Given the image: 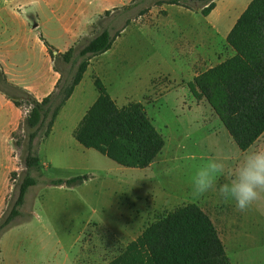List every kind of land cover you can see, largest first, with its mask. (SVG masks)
Segmentation results:
<instances>
[{
	"label": "rangeland",
	"instance_id": "1",
	"mask_svg": "<svg viewBox=\"0 0 264 264\" xmlns=\"http://www.w3.org/2000/svg\"><path fill=\"white\" fill-rule=\"evenodd\" d=\"M135 1L136 10L148 6L153 11L148 16L152 21L130 23L136 13L114 8L108 16L95 17L73 45L77 55L103 29L112 35L120 33L112 52L94 57L92 68L62 108L52 137H38L41 143L35 153L42 165L32 172L38 183L29 188L21 216L0 236V264H109L160 216L192 203L212 219L232 264H264V197L242 213L233 202L223 201L217 191L200 198L191 195L189 176L195 166L211 158L224 161L225 174L218 187L245 152L208 103L192 101L191 92L183 87L186 61L179 59L185 51L192 52L196 42L199 50L204 47L200 44L207 45L210 58L198 72L232 57L235 52L227 42V33L250 0L244 5L239 0H216L220 8L209 25L198 3L189 2L188 11L162 3L164 0H143L142 5ZM40 8L38 0H0V88L7 79L1 60L29 43L24 37L22 45L14 44L10 40L14 33L28 32L34 39L37 31L31 28L50 17L52 21L44 24L41 36L45 34L51 45L65 43L54 16ZM66 15L73 16L72 12ZM230 15L231 25L226 23ZM34 57L29 52L18 55L21 64ZM53 64L69 79L77 68L60 59ZM96 73L119 107L142 103L164 137L165 147L149 168H125L75 139V128L98 98L93 81ZM13 137V156L17 157L7 174L8 208L17 199L26 174V135L18 130ZM252 147L264 149V135ZM78 177L81 180L71 187L51 183ZM5 179L0 166V191Z\"/></svg>",
	"mask_w": 264,
	"mask_h": 264
},
{
	"label": "trees",
	"instance_id": "2",
	"mask_svg": "<svg viewBox=\"0 0 264 264\" xmlns=\"http://www.w3.org/2000/svg\"><path fill=\"white\" fill-rule=\"evenodd\" d=\"M189 2L200 4L204 17L217 7L216 0L162 1L190 10ZM109 14L110 11L105 12V16ZM119 35V32L112 35L105 28L84 44L77 55L74 46L55 55L56 49L41 36L55 62L60 59L65 64L77 66L69 79L55 64L54 69L61 77L55 90L42 100L24 87L3 79L0 92L16 107L27 110L18 129L26 135L27 154L24 159L26 174L18 197L0 217V236L21 216L29 188L38 183L32 175L42 165L34 150L35 140L40 135L50 136L62 108L83 81L92 58L108 52ZM227 42L234 55L200 73L188 83V88L198 104L206 102L211 106L237 147L246 152L264 134V0L249 3L229 32ZM93 81L98 98L74 131L75 139L83 147L94 149L125 168H149L163 151L165 139L147 115L144 105L131 102L119 107L103 81L97 76H93ZM16 144L20 147L22 142L18 140ZM79 179L51 183L71 187ZM109 264L232 262L210 216L192 203L160 216Z\"/></svg>",
	"mask_w": 264,
	"mask_h": 264
},
{
	"label": "crops",
	"instance_id": "3",
	"mask_svg": "<svg viewBox=\"0 0 264 264\" xmlns=\"http://www.w3.org/2000/svg\"><path fill=\"white\" fill-rule=\"evenodd\" d=\"M239 1L241 2V5H244L247 0ZM251 1L252 0H250V2ZM250 2H247L246 5L248 6ZM137 3L138 1L135 0H38V5H40L41 7L40 9L45 8L49 10L51 15L54 16V20H56L59 24V28L63 30L62 36L66 38V41L63 45L60 46L54 44L51 45L48 41V37L45 34H43L42 37L56 49L57 54L65 53L76 43L79 37L86 33L87 29L94 23L95 17L97 19L98 16L111 9L116 8L119 12L128 10L136 13L137 18L134 16L135 18L133 17L130 23H138V21L145 22L147 20L152 21L153 19L149 18L153 17L148 16H152V14H154L152 13L153 11L149 10L148 6H146L145 9L136 10ZM144 3L145 2H143V0H140L141 5ZM67 5L68 9H66L65 7ZM219 8L220 4L217 3L216 9L209 16L205 17L206 20H208V25L212 24V21L210 20L212 19V16L216 12V10H218ZM147 10H149V13H146ZM187 10L190 11L189 9ZM68 12H72L73 16L66 15ZM231 17V15L228 17V20L226 21L227 24H230ZM239 17L240 16L236 18V21ZM47 21H52V19L49 17L47 18ZM47 21L41 22L39 20V22H36L33 28H31L32 31H37L34 39L28 37V32L26 34L22 32L17 34L14 33L13 36L10 37V40H13L14 44L22 45V40L24 37L28 38L29 43L26 44L23 48L20 47L17 50H13V52L9 51L10 55L7 56L8 58L5 57L3 60H1L5 67L4 74L6 75L8 82L20 87H24L25 89L33 93L38 100H42L50 95L55 90L56 85L61 77L60 73L55 71L53 64L54 60L49 54L47 47L41 40L42 34H40V30L44 29V24H46ZM235 23L236 22L234 20L233 24ZM233 26L234 25H232L227 34H229ZM116 40L112 48L108 52L113 51ZM26 42L27 41H25V43ZM193 45L194 47L193 49H191L192 52L185 51L183 54L179 55V59H185L186 61L184 62V68L187 70V73L182 78L183 82L184 80H186V84L183 86L186 88H188L189 82H191L196 76L202 73L198 72V69L203 68L210 62V58L207 56V45L200 44L204 45V47L200 50L197 47L198 42L193 43ZM23 52H29L30 55H33L35 57L31 58L30 60H26L25 64H21L18 55ZM93 60L94 58L91 60V64L88 70L92 68ZM30 65H32V67H30ZM94 76H97V73ZM192 101L197 103L195 99H192ZM26 115L27 110L16 107L11 100L0 93V166L3 171L4 179L6 176V179L4 181L5 188L0 191V217L8 208L7 195L9 193V186L6 182L7 174L13 167V162L17 157V155L15 157L13 156L16 149L13 144V134L18 131L19 126L25 119ZM51 137L52 135H50L46 139H49ZM46 139L44 141H46ZM38 143H41V139L37 138L34 143V150L36 149V145Z\"/></svg>",
	"mask_w": 264,
	"mask_h": 264
},
{
	"label": "clouds",
	"instance_id": "4",
	"mask_svg": "<svg viewBox=\"0 0 264 264\" xmlns=\"http://www.w3.org/2000/svg\"><path fill=\"white\" fill-rule=\"evenodd\" d=\"M225 168V162L218 158L195 166L189 176L192 197L200 198L209 191H217L223 201L233 202L237 211H248L264 197V149L250 147L225 182L217 187Z\"/></svg>",
	"mask_w": 264,
	"mask_h": 264
},
{
	"label": "water",
	"instance_id": "5",
	"mask_svg": "<svg viewBox=\"0 0 264 264\" xmlns=\"http://www.w3.org/2000/svg\"><path fill=\"white\" fill-rule=\"evenodd\" d=\"M54 54L56 55V54H57V52H56V51H54Z\"/></svg>",
	"mask_w": 264,
	"mask_h": 264
}]
</instances>
